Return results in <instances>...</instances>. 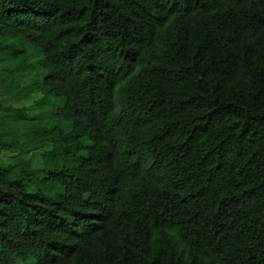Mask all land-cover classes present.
Masks as SVG:
<instances>
[{"label": "trees", "instance_id": "obj_1", "mask_svg": "<svg viewBox=\"0 0 264 264\" xmlns=\"http://www.w3.org/2000/svg\"><path fill=\"white\" fill-rule=\"evenodd\" d=\"M6 112L0 264H264V0H0Z\"/></svg>", "mask_w": 264, "mask_h": 264}, {"label": "rangeland", "instance_id": "obj_2", "mask_svg": "<svg viewBox=\"0 0 264 264\" xmlns=\"http://www.w3.org/2000/svg\"><path fill=\"white\" fill-rule=\"evenodd\" d=\"M35 68H37V65ZM36 82H37V80L35 81V83ZM41 95H43V94L40 92H37L31 98L29 97L28 101L13 104L14 108L21 109V111L25 110V111H27V114H29V120L20 118L19 121L22 125L21 127L26 126V124L28 123L29 128H31L34 131L33 133H35L36 135L41 133L42 129H39V128H42L45 126L50 127L52 125L60 124V122H58V120L55 117H51L49 115V112L52 110V104H50L49 106L47 105L42 109L37 108L36 105L34 104V102L37 101V99L39 97H41ZM40 114H43V116ZM6 115L8 117H4V115H3V119L1 118V122H3V123H1V126H0L1 127L0 128V136H2V137H4V134L6 132H8V130H9L8 125H6L8 127L4 126V123L7 122L5 119L6 118L9 120L11 118L13 119L15 114L10 113V112L9 113L6 112L5 116ZM37 115H40V116H38V118L34 121L32 118L37 116ZM4 127H6V128L3 130ZM29 128H28V131H29ZM24 141L25 140L19 138L20 144H22ZM37 146H38V148H36V149H31V150L25 149V151H23V152H20V151L16 150L15 148L0 147V156H1L2 161L4 163H6V161H12L14 158L16 159L19 157H21L22 159H28L32 163V167L36 168L38 166H42V164H43L42 163V158H43L42 152L45 149L49 150L52 147V144L47 143V141L44 142V140H41V141H39ZM18 259H19V263H22V264H34V259H20V258H18Z\"/></svg>", "mask_w": 264, "mask_h": 264}]
</instances>
